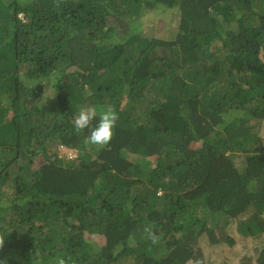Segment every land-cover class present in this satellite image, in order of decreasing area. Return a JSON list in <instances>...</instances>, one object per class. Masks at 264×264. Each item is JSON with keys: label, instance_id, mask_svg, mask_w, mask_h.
<instances>
[{"label": "trees", "instance_id": "1", "mask_svg": "<svg viewBox=\"0 0 264 264\" xmlns=\"http://www.w3.org/2000/svg\"><path fill=\"white\" fill-rule=\"evenodd\" d=\"M85 106L119 116L102 150ZM230 223L245 252L211 261ZM0 237L7 264H264V0H0Z\"/></svg>", "mask_w": 264, "mask_h": 264}, {"label": "clouds", "instance_id": "2", "mask_svg": "<svg viewBox=\"0 0 264 264\" xmlns=\"http://www.w3.org/2000/svg\"><path fill=\"white\" fill-rule=\"evenodd\" d=\"M61 0H56L57 7ZM50 88L47 87L44 93V97L48 99H54V96H48ZM98 117V119H97ZM119 119L117 112L112 107H107L97 113V109L94 106H85L80 109L78 114L73 118L74 131L77 134H83L85 130H88V135L84 137L83 144L92 148L104 149L106 148L114 135V128ZM97 120L95 126H92V122ZM72 150V149H70ZM75 151V150H74ZM77 152V151H76ZM71 158V157H67ZM73 158H76L75 156ZM143 232L146 234L148 240L152 244L159 242V236L153 231L150 225H145ZM5 240L0 237V249L3 248ZM0 264H7V260L0 261ZM52 264H66V260L63 257H57Z\"/></svg>", "mask_w": 264, "mask_h": 264}, {"label": "rangeland", "instance_id": "3", "mask_svg": "<svg viewBox=\"0 0 264 264\" xmlns=\"http://www.w3.org/2000/svg\"><path fill=\"white\" fill-rule=\"evenodd\" d=\"M160 11H161L160 9L152 10L148 14V16L145 19H143V23L145 27L144 31L147 34H154L158 37H161L164 40L172 39L173 30H172L171 22L173 18H175L176 16H170L167 12H163V11L160 12ZM151 26L156 28H152ZM148 27H150V29H148ZM43 84H48V81L45 80ZM59 155L61 157L67 156L73 158L74 156L75 157L77 156V152L74 150H70L66 147H60ZM228 230L231 233H233V230L235 232L232 236L233 237L235 236L237 240L236 247L234 248L226 247L227 249L218 247L214 251H211V249L207 250L206 253L208 255L210 254L211 261L212 260L218 261L220 257H227L231 262H237L239 260V257H241L244 254L245 251L243 245L241 244L243 238L236 232L235 223H230Z\"/></svg>", "mask_w": 264, "mask_h": 264}]
</instances>
